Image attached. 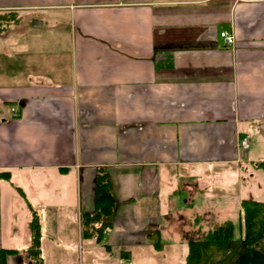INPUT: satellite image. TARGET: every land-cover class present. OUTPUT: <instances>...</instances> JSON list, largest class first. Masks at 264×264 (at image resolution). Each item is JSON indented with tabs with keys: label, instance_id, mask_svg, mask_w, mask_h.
<instances>
[{
	"label": "crops",
	"instance_id": "crops-1",
	"mask_svg": "<svg viewBox=\"0 0 264 264\" xmlns=\"http://www.w3.org/2000/svg\"><path fill=\"white\" fill-rule=\"evenodd\" d=\"M241 136L264 148V0H0L4 264H132L155 230L164 247L187 226L160 176L180 171L188 205L198 176L247 156ZM100 169L115 208L98 242Z\"/></svg>",
	"mask_w": 264,
	"mask_h": 264
},
{
	"label": "rangeland",
	"instance_id": "rangeland-1",
	"mask_svg": "<svg viewBox=\"0 0 264 264\" xmlns=\"http://www.w3.org/2000/svg\"><path fill=\"white\" fill-rule=\"evenodd\" d=\"M250 145L249 140L247 156L240 164L227 168H216L208 175L198 176V180L207 185L205 188H196L200 186V183L193 180L196 191L188 205L184 203L188 198L187 192L184 191L186 178L180 176V171L175 169L179 176L171 179V182L164 174L160 176L161 196L165 202L170 201L171 217L179 216L187 228L178 233L172 232L166 235L163 239L162 252H157L151 247H141L133 251L132 264H184L187 253L186 243L226 221L233 224L234 239L239 238L240 201L251 199L264 203V171L254 168L255 163L250 164L251 159L264 161V148L259 147L253 151L249 148ZM174 190H178L176 195L173 194ZM195 219L196 223L191 224V220ZM59 249L68 252L67 255H63L64 257H90L92 255L91 252L83 249L80 256L81 247L78 245L74 246V251L70 245H59L57 250ZM94 252L98 254L93 257H118L117 249L104 252L101 246L99 252L97 250ZM107 260L110 259L107 258Z\"/></svg>",
	"mask_w": 264,
	"mask_h": 264
},
{
	"label": "trees",
	"instance_id": "trees-1",
	"mask_svg": "<svg viewBox=\"0 0 264 264\" xmlns=\"http://www.w3.org/2000/svg\"><path fill=\"white\" fill-rule=\"evenodd\" d=\"M254 168L264 171V161L254 164ZM0 177L9 178L2 173ZM115 208V199L111 193L108 173L100 169L95 181V214L85 223H90L91 232H95L98 242L103 231L109 227L107 218ZM240 236L233 237V224L223 222L208 230L202 236L187 242L184 264H264V203L251 199L240 201ZM88 232V231H86ZM155 251H161L163 245L159 232L148 235ZM37 242L31 246L30 254H38ZM11 253V251H8ZM35 252V253H34ZM1 257L2 254H1ZM0 264H4L0 261Z\"/></svg>",
	"mask_w": 264,
	"mask_h": 264
},
{
	"label": "built area",
	"instance_id": "built-area-1",
	"mask_svg": "<svg viewBox=\"0 0 264 264\" xmlns=\"http://www.w3.org/2000/svg\"><path fill=\"white\" fill-rule=\"evenodd\" d=\"M219 37L222 40V43L224 46H231L233 44V36L231 34H229L227 31H221L219 33ZM11 112L12 113H16L15 108H11ZM249 145V141L247 137H242L239 139L238 141V146L245 150L248 148Z\"/></svg>",
	"mask_w": 264,
	"mask_h": 264
}]
</instances>
